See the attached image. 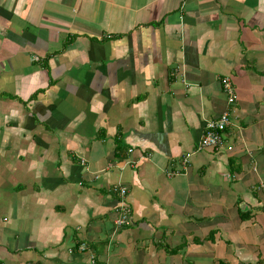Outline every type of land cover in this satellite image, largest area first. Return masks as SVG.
<instances>
[{"label":"crops","instance_id":"obj_1","mask_svg":"<svg viewBox=\"0 0 264 264\" xmlns=\"http://www.w3.org/2000/svg\"><path fill=\"white\" fill-rule=\"evenodd\" d=\"M261 184L264 0H0V264H264Z\"/></svg>","mask_w":264,"mask_h":264},{"label":"built area","instance_id":"obj_2","mask_svg":"<svg viewBox=\"0 0 264 264\" xmlns=\"http://www.w3.org/2000/svg\"><path fill=\"white\" fill-rule=\"evenodd\" d=\"M34 60H37L38 57H33ZM222 90L224 91L227 102L230 104L235 101V93L232 82L228 76H224L221 78ZM228 110H224L221 114H219L216 118L208 119L205 123V132L199 141L200 147H213L220 148L222 145V137L221 133L225 130L227 125L229 124L228 118ZM118 193L121 197L125 196L126 188L120 186L117 188ZM260 189L264 191V184L260 185ZM131 220L130 216V208L124 203L119 204L117 208V217L115 219V223L118 226H122L128 224ZM83 248V246L81 247ZM91 264H96V262L92 261Z\"/></svg>","mask_w":264,"mask_h":264}]
</instances>
